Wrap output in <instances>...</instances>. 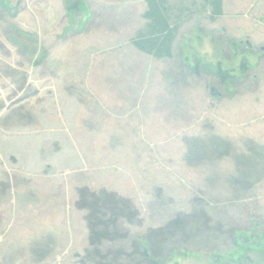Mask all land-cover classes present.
Listing matches in <instances>:
<instances>
[{"label": "rangeland", "instance_id": "374dc122", "mask_svg": "<svg viewBox=\"0 0 264 264\" xmlns=\"http://www.w3.org/2000/svg\"><path fill=\"white\" fill-rule=\"evenodd\" d=\"M170 3L156 59L143 0H0V264H80L82 188L133 205L130 239L182 217L162 264H264V0Z\"/></svg>", "mask_w": 264, "mask_h": 264}, {"label": "trees", "instance_id": "16d2710c", "mask_svg": "<svg viewBox=\"0 0 264 264\" xmlns=\"http://www.w3.org/2000/svg\"><path fill=\"white\" fill-rule=\"evenodd\" d=\"M146 4L144 27L135 32L132 46L155 58H172L174 42L187 9L185 4L171 6L170 0H144ZM223 0H204L212 16L222 12ZM223 79V77L221 78ZM78 203L86 211L88 249L80 264H162V246L175 233H184L182 217L163 227L149 229L144 234L128 238L121 232L122 222L138 217L133 205L114 193H95L86 188L79 190ZM119 244L113 250L111 244Z\"/></svg>", "mask_w": 264, "mask_h": 264}, {"label": "crops", "instance_id": "0c3cea01", "mask_svg": "<svg viewBox=\"0 0 264 264\" xmlns=\"http://www.w3.org/2000/svg\"><path fill=\"white\" fill-rule=\"evenodd\" d=\"M144 1V0H143ZM145 9H146V7L144 8V11H143V13L145 12ZM143 13L141 14V19L142 20H144L143 19ZM143 26H144V23H143ZM143 26H140V27H138V29L136 30V31H138V30H140V29H142L143 28ZM134 48V50H136L138 53H141V54H146V53H144L143 51H141V50H139V49H137V48H135V47H133ZM148 55V54H147ZM155 58V57H154ZM156 59H168V58H166V57H162V58H156Z\"/></svg>", "mask_w": 264, "mask_h": 264}, {"label": "water", "instance_id": "95a60500", "mask_svg": "<svg viewBox=\"0 0 264 264\" xmlns=\"http://www.w3.org/2000/svg\"><path fill=\"white\" fill-rule=\"evenodd\" d=\"M211 92H212V93L214 92V89H213V88H211Z\"/></svg>", "mask_w": 264, "mask_h": 264}]
</instances>
